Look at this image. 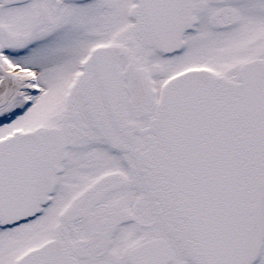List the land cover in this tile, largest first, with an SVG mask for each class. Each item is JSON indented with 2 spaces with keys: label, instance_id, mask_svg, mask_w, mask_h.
Instances as JSON below:
<instances>
[{
  "label": "snow or ice",
  "instance_id": "snow-or-ice-1",
  "mask_svg": "<svg viewBox=\"0 0 264 264\" xmlns=\"http://www.w3.org/2000/svg\"><path fill=\"white\" fill-rule=\"evenodd\" d=\"M0 264H264V0H0Z\"/></svg>",
  "mask_w": 264,
  "mask_h": 264
}]
</instances>
